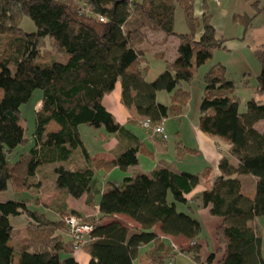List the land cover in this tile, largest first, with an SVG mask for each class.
Here are the masks:
<instances>
[{
    "label": "trees",
    "instance_id": "16d2710c",
    "mask_svg": "<svg viewBox=\"0 0 264 264\" xmlns=\"http://www.w3.org/2000/svg\"><path fill=\"white\" fill-rule=\"evenodd\" d=\"M195 1L79 0L87 8L84 11L74 0H0V36H8L0 54V193L29 192L39 169L58 165L53 173L59 192L73 199L86 195L89 205L100 195V218L86 221L93 227L92 241L84 247L89 264H133L139 249L150 244H158L150 254L155 263L167 259L171 263L181 253L192 264H264L261 229L252 224L264 217V130L257 128L264 121V45L256 52L258 98L249 100L244 112L239 111L234 86L226 80L223 67L212 68L204 78L199 127L228 142L229 150L219 162L220 175L191 199L187 196L201 178L209 177L210 169L193 175L160 168L125 178L119 186H109L101 193L95 171L137 165L140 144L129 146L110 162L94 160L79 132L84 125L110 135L127 133L102 104L118 82L121 103L140 119L162 124L180 118L190 99L183 86L193 81L195 68L208 62L215 49L224 47V40L217 38L211 25L206 0H200L202 32L195 38ZM248 1L254 16L264 12L260 0ZM177 6L184 12L190 34L174 33ZM24 17L35 25V32L21 29ZM233 18L245 27L251 20L247 15ZM144 28L162 33L165 39H178L176 59L165 62V69L150 82L146 81L148 61L139 48L146 36ZM48 38L64 54L63 62L40 61V50ZM37 90L42 97L35 112L32 147L28 156L21 155L13 163V153L27 143L20 107ZM162 92L170 95V105L157 101ZM51 123L58 126L56 132L47 131ZM77 150L84 156L83 167L72 163ZM240 177L255 179L253 197L245 192ZM189 203L208 209L212 217L221 220L215 230L218 248L204 260L196 243L201 224L190 214ZM180 205L189 213L180 211ZM116 215L127 216L137 226L100 223ZM21 216L26 220L27 242L15 245L12 220ZM60 216L59 221H52L30 210L27 201L0 202V264H77L61 255L74 251L72 242L62 238L63 220L78 215L60 212ZM156 225L162 235L183 236L191 245L179 248V253L170 249L159 254L162 246L154 231Z\"/></svg>",
    "mask_w": 264,
    "mask_h": 264
},
{
    "label": "crops",
    "instance_id": "0c3cea01",
    "mask_svg": "<svg viewBox=\"0 0 264 264\" xmlns=\"http://www.w3.org/2000/svg\"><path fill=\"white\" fill-rule=\"evenodd\" d=\"M262 3L264 0H260ZM208 6V14L211 15V25L215 27L217 38L222 37L221 31L216 28L214 21L217 20H228V15L230 13L237 16H240V10L238 8H232L230 10H222L220 0H206ZM242 13V12H241ZM246 15H253L250 9L245 12ZM203 15L202 2L196 0L194 5V16L196 19H201ZM202 29L198 37L200 36ZM157 39H164L162 33H152L150 34ZM197 37V38H198ZM52 40V39H51ZM171 38H168L165 45L155 44L154 46L159 50L154 49L155 47H146V49L141 47V50L145 52V58L148 54H151L152 57L156 59L158 55H162L163 59L158 61L159 72H162L165 69V62H173L177 57V45L178 42L171 41ZM143 46V44H142ZM148 46V45H147ZM172 48V53L169 55L168 49ZM169 55V56H168ZM158 60V59H156ZM150 73V66L148 63V72L146 74V81L148 80V75ZM157 74V75H158ZM154 80V78H153ZM201 96L197 97L196 109L193 105V95H190L189 102L183 114L179 119H166L162 122L165 133L167 135L166 141H160L153 139L149 134L140 126V119L133 109L129 110L123 106L121 103V86L118 82L114 90L105 95L102 101V104L107 112H109L115 122L119 124L127 133L120 135H110L98 129V136L94 137V143L91 148L87 147L83 139L82 126L79 127V132L83 145L86 149L87 154L91 159L94 160H103L110 162L112 161L120 152L125 150L135 143H139V152H138V163L135 166L129 167L126 170H120L118 168H111L105 170L100 168L95 171V178L97 180V187L102 193L109 186H119L125 178L131 177L138 173H151L154 170L160 168H166L175 173H189L193 175H202L206 168L210 169L209 177L207 179H202L199 182V185L187 196V199H191L194 196L200 194L203 190L209 187L212 183V179L219 176L218 165L223 156L228 154L229 145L228 142L221 140L220 138L211 137L201 131L199 127L200 122V112L199 104ZM157 101L164 105H170V95L166 93L157 94ZM38 106L41 107V101L38 100ZM40 109V108H39ZM89 128V127H88ZM92 129V128H91ZM58 126L54 123H51L47 126L48 132H56ZM96 130V129H94ZM85 137V136H84ZM137 139V142L136 140ZM73 165H78L79 167L84 166V156L80 150L74 152L72 156ZM63 165V164H60ZM58 165H53L45 168L39 169L35 178L32 179V182L35 184L34 188L31 191L35 192V200H27V205L29 203L33 204L38 212L43 213L52 221H59L61 219L60 212L63 213H75L83 221H89L94 218L98 220L100 215L98 213V204L100 201V195H97L92 203L89 205L87 203V196L84 195L80 199H73L67 194L59 192L55 187V176L53 169ZM68 166V165H66ZM49 172L51 170L50 177L43 175L42 170ZM242 181L251 179L254 183L255 179L250 177H240ZM52 181V189H45V181ZM252 193L249 194V197H253ZM191 207V215L193 218L199 221L201 224V233L196 240V243L200 246V257L204 260L209 254L214 253L218 248L215 238V230L221 223L219 218L212 217L208 209L206 208H196V205L193 203L188 204ZM187 206V207H188ZM178 209L183 212L189 213L185 206H178ZM23 221L24 230L26 226V220L23 216L15 218L12 220L13 231L15 232V222ZM120 222L124 225L130 227H136L137 225L125 215H116L113 217L103 218L100 223L108 224L111 222ZM253 225L257 224V220L252 223ZM258 225V224H257ZM154 231L159 235L161 248L160 253H164L167 250L172 249L173 245L178 248L187 249L190 246V241L184 238L183 236H166L160 233V226L156 225ZM211 235L212 243L209 247V244L206 242L207 239L205 234ZM20 245H24L27 242V236L23 237ZM62 238L65 242H71L69 235L66 232V229L62 233ZM158 244H150L143 246L139 249L138 255L133 261V264H156L150 258V254L155 250ZM11 246V243H10ZM178 256V257H177ZM61 257L73 258L77 264H89L90 256L86 251H73L70 255H61ZM174 262L176 264H183L182 257L188 260V256L184 254H177ZM190 259V258H189ZM173 262V263H174ZM192 264L191 260L189 262ZM164 264H166L164 262ZM168 264H172L168 262Z\"/></svg>",
    "mask_w": 264,
    "mask_h": 264
},
{
    "label": "rangeland",
    "instance_id": "374dc122",
    "mask_svg": "<svg viewBox=\"0 0 264 264\" xmlns=\"http://www.w3.org/2000/svg\"><path fill=\"white\" fill-rule=\"evenodd\" d=\"M84 11L87 8L84 7L82 2L79 0H74ZM196 2V1H195ZM220 4L222 5V10H230L232 8H238L240 12V16H245V12L249 9L253 12L251 4L252 2L248 0H220ZM195 5V3H194ZM260 8L264 7V2L260 1ZM242 12V13H241ZM251 20L248 27H245L244 24L233 18V14L230 13L228 15V20H217L215 22L216 28L221 31L222 37L219 39L224 40V47L220 49H215L212 53V58L206 62L204 65L195 68L194 70V78L193 81L189 85H184L183 90L188 92L190 95H193L194 100V107L196 106V99L197 97L203 94L204 90V78L206 74L214 67L221 66L225 70V78L227 81H230L234 86V96L236 100L239 102V111H245L246 103L251 99H257L258 96L256 94V87H257V76L260 72V65L256 58V52L262 48L264 45V12L258 14L257 16L247 15ZM211 17V15H210ZM197 20V27L194 33L195 38L197 39L200 30L202 29L201 26V19ZM211 21V20H210ZM21 29L25 33H32L36 31L35 25L27 18L24 17L21 21ZM215 28V27H214ZM145 29V28H144ZM145 39L143 40V46L140 44L139 48L141 47H153L155 44L165 45L167 39H157V37L151 36V31L148 29L144 30ZM158 33V32H152ZM174 33L176 35H186L190 34L189 26L186 21L184 12L180 6L176 7L174 13ZM6 37L8 36H0V54L3 52V49L6 48ZM171 41H177L176 37H171ZM54 41L51 39H46L45 44L42 46L40 50V61L41 62H48V61H58L63 62L65 60L64 54L56 48L54 45ZM148 45V46H147ZM155 47V46H154ZM160 47V46H159ZM158 48H154L159 50ZM169 55L172 53V48L168 49ZM168 55V56H169ZM157 59V58H156ZM151 54L146 56V60L150 66V73L148 75V80H153L158 74V61ZM42 97L41 91L37 90L33 93L30 100L20 107L21 113V125L25 132V139L27 143L24 147L18 148L13 155L11 156V160L13 163L17 161L20 156H28L29 151L32 147V136L34 133V117L35 112L39 110L40 106H38V100ZM257 128L259 130H264V121L257 124ZM104 129H102L103 131ZM82 132H83V139L87 147L91 148L90 143L93 144L94 137L98 136V130H94L88 128L87 126L82 125ZM85 136V137H84ZM43 175L46 177H50L51 170L47 172L45 169L42 170ZM244 190L246 193L251 194L253 190V183L251 179L243 181ZM45 189L50 190L52 189V181L46 180L45 181ZM35 192L34 191H27L23 193H15L12 190H8L7 192L0 193V202H5L9 200H16V201H27L32 200L34 198L35 201ZM28 208L30 210L38 211V209L31 203H29ZM64 221V220H63ZM15 232H14V239L13 244L20 245L21 240H23L25 235L27 236L26 230H24L23 221L15 222ZM64 227L66 229L65 223ZM257 224L261 229V233L264 239V217L257 219ZM67 232V230H66ZM207 239V243L209 247L212 243L211 235L205 234ZM217 243V242H216ZM218 244V243H217ZM191 245V244H190ZM173 250L175 252L179 250V248L173 245ZM81 251H84L82 249ZM179 253V252H178ZM177 255V254H176ZM178 257V256H177ZM176 259V257H175ZM183 264H190V259L186 260L185 258H181ZM17 261L15 258L14 262ZM170 260L167 259L165 261L168 264ZM172 264H176L174 259L171 260ZM174 262V263H173ZM156 264H164L163 262H158Z\"/></svg>",
    "mask_w": 264,
    "mask_h": 264
},
{
    "label": "built area",
    "instance_id": "2783aa9c",
    "mask_svg": "<svg viewBox=\"0 0 264 264\" xmlns=\"http://www.w3.org/2000/svg\"><path fill=\"white\" fill-rule=\"evenodd\" d=\"M218 2V0H216ZM140 126L153 139L166 141L167 135L162 124H153L149 119L140 121ZM67 234L73 244L74 251H81L92 241L91 232L93 227L76 216H67L64 218Z\"/></svg>",
    "mask_w": 264,
    "mask_h": 264
}]
</instances>
